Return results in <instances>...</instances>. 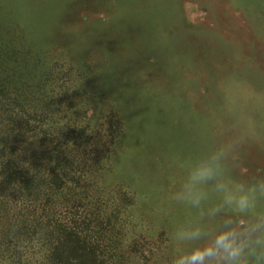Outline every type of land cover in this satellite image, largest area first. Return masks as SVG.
<instances>
[{"label":"rangeland","instance_id":"obj_1","mask_svg":"<svg viewBox=\"0 0 264 264\" xmlns=\"http://www.w3.org/2000/svg\"><path fill=\"white\" fill-rule=\"evenodd\" d=\"M2 84L112 142L126 264H264V0H0Z\"/></svg>","mask_w":264,"mask_h":264},{"label":"trees","instance_id":"obj_2","mask_svg":"<svg viewBox=\"0 0 264 264\" xmlns=\"http://www.w3.org/2000/svg\"><path fill=\"white\" fill-rule=\"evenodd\" d=\"M0 98V262L126 264L133 201L103 180L112 142L96 124L43 122L26 91L2 84Z\"/></svg>","mask_w":264,"mask_h":264}]
</instances>
